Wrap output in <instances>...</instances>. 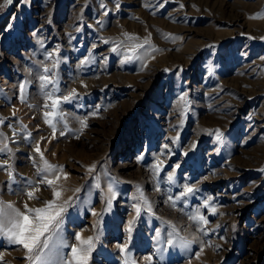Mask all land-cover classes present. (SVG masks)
I'll list each match as a JSON object with an SVG mask.
<instances>
[{
	"label": "rangeland",
	"instance_id": "374dc122",
	"mask_svg": "<svg viewBox=\"0 0 264 264\" xmlns=\"http://www.w3.org/2000/svg\"><path fill=\"white\" fill-rule=\"evenodd\" d=\"M256 13L264 0H0V147L11 149L0 163L16 174L9 184L0 168V200L24 210L54 198L39 183V144L68 174L55 185L58 203L69 201L65 257L80 233L94 238L88 264H264V16ZM41 75L55 88L42 90ZM73 90L55 110L65 115L53 135L44 91ZM185 185L195 191L173 207L168 197ZM197 209L204 231L188 218ZM169 221L196 241L189 249L158 251L155 230L172 231ZM25 255L0 237V264H30Z\"/></svg>",
	"mask_w": 264,
	"mask_h": 264
},
{
	"label": "snow or ice",
	"instance_id": "6c2138e0",
	"mask_svg": "<svg viewBox=\"0 0 264 264\" xmlns=\"http://www.w3.org/2000/svg\"><path fill=\"white\" fill-rule=\"evenodd\" d=\"M7 2L11 3V0H7ZM118 6L119 5H117V7ZM261 16H264V13H256L252 18H259ZM125 35L129 36L130 34ZM145 43H147V39L145 40ZM140 47H143V45H140ZM116 50L117 49L115 47L112 49L113 52H115ZM43 71L44 73H48L50 70L45 67ZM39 80L41 82L42 90L48 89L49 85H53V87L55 88L56 81L52 80L48 75L39 76ZM19 87L21 93L20 99L23 102L26 98L24 95L25 84H21ZM56 91H58V89H56ZM44 95L47 100L52 101L50 106L54 111H45L43 115L45 118V122L51 126L52 133L53 135H55L56 123L54 122V120L59 121L65 115L62 111L57 112L55 110L58 109L62 103L70 102L77 94L75 93V90H73V92L69 93L68 95L57 98H53L55 96V91H44ZM44 107L48 108L49 105L45 103ZM3 122V118H0V123ZM78 122L81 125V129L87 127L86 118L80 119L78 120ZM65 134L66 133L63 131H61L60 133V135L62 136ZM215 135L217 140H221L223 133H221L220 130H216ZM41 139L44 138L42 137ZM34 151L35 153L39 154L40 160L42 162L41 166L37 168L38 175L42 176L39 183H43L47 187L51 188L54 198L45 201L42 207H29L28 203L25 202L23 205L24 210L16 207L12 202L0 200V237L6 239L10 244L21 246L26 252L25 259L28 260L30 264H88L93 248V237H88L85 240L82 239L80 233H76L75 239L77 241H80V244H73L70 246V257H65L62 254V249L65 247H69L62 235L63 216L67 211L69 201H64L63 204L58 203V200L62 195V191L55 187V185L56 182L61 179V174H63L64 179H67L68 174L63 172L62 165L51 164L47 159L44 158V153L41 151L39 144L36 145ZM4 153L11 154V149L7 146V144H4L2 147H0V154ZM35 162L36 161L33 160V163ZM94 167L95 166L93 165L88 169V171L91 172ZM0 168L8 172L9 184L15 182L16 174L13 170V166L9 164L7 160L3 161V163H0ZM50 175H52L54 178L49 179ZM168 179L172 180V177L169 176ZM96 186L99 187L98 184ZM76 191L79 192L80 189L78 188L76 189ZM194 191L195 189L193 187L185 185L184 191L176 196L175 199H173L172 196H169L168 201L173 207H175L177 201H180L182 198L187 197ZM109 192L110 195L107 199V207L110 210L112 206V199L115 198L116 193L112 191L111 186L109 188ZM26 195L29 200L38 199V197L35 195V191H27ZM142 199L147 211L152 212L151 204L147 200V198L142 197ZM204 205H208V200L204 201ZM134 207L136 210V216L138 218L141 214L142 209L139 205H134ZM212 211L213 213H215V209H212ZM93 214H95V212H93ZM188 218L201 226L200 231H204L203 225L208 224L207 217L201 214L199 209L191 213ZM134 223L135 221L129 222V227L127 229L129 234H131L133 231ZM166 223L171 227L172 231L167 232L166 234H162L159 229L155 230L156 236L160 238L159 243L162 245V247L158 249L161 254L166 250V248L163 247L165 243L168 247H180L189 249L190 246L196 242L179 235V230L170 221ZM96 239H98V237ZM119 247L122 251H125L127 248V246L123 244ZM201 251H203V247H201ZM144 259L146 261H152L153 257L147 256Z\"/></svg>",
	"mask_w": 264,
	"mask_h": 264
},
{
	"label": "bare ground",
	"instance_id": "6f19581e",
	"mask_svg": "<svg viewBox=\"0 0 264 264\" xmlns=\"http://www.w3.org/2000/svg\"><path fill=\"white\" fill-rule=\"evenodd\" d=\"M143 3V2H142ZM213 9V8H212ZM72 15V14H71ZM162 21V20H161ZM67 22V21H66ZM133 22V21H132ZM136 24V23H135ZM113 25V24H112ZM127 25V24H126ZM134 25V24H133ZM170 25V24H169ZM177 25V24H176ZM70 26V25H69ZM165 27V26H164ZM117 28V27H116ZM172 31V30H171ZM106 32V31H105ZM120 33V32H119ZM65 38V37H64ZM96 42V41H95ZM111 45V44H110ZM151 65V64H150ZM145 73V72H144ZM149 75V74H148ZM150 76V75H149ZM119 79V78H118ZM232 82V81H231ZM255 83V82H254ZM256 84V83H255ZM102 86V85H101ZM257 86V85H256ZM216 89V88H215ZM140 92V91H139ZM176 103V102H175ZM212 115V114H211ZM211 118V117H210ZM218 119V118H217ZM211 120V119H210ZM208 121V120H207ZM221 122V121H220ZM196 136V135H195ZM87 233V232H86Z\"/></svg>",
	"mask_w": 264,
	"mask_h": 264
}]
</instances>
